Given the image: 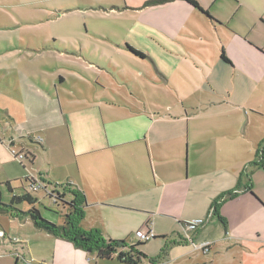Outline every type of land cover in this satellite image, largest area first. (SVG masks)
Segmentation results:
<instances>
[{
	"label": "crops",
	"instance_id": "0c3cea01",
	"mask_svg": "<svg viewBox=\"0 0 264 264\" xmlns=\"http://www.w3.org/2000/svg\"><path fill=\"white\" fill-rule=\"evenodd\" d=\"M195 1L202 11L185 0L138 9L135 38L109 44L119 60L88 49L85 60L61 43L44 49L59 66L47 59L39 75L25 63L1 74L0 147L31 155L6 182L71 183L84 229L129 244L151 231L168 247L159 264H264V0ZM235 192L215 216L216 201ZM200 220L188 234L207 253L185 239ZM9 226L19 237L0 229V264H121L90 259L24 215ZM33 234L52 248L34 249Z\"/></svg>",
	"mask_w": 264,
	"mask_h": 264
},
{
	"label": "rangeland",
	"instance_id": "374dc122",
	"mask_svg": "<svg viewBox=\"0 0 264 264\" xmlns=\"http://www.w3.org/2000/svg\"><path fill=\"white\" fill-rule=\"evenodd\" d=\"M157 5L159 4H153V0H0V75L8 72L10 66L19 67L21 63L26 64V69L31 67L37 70L39 75L42 70L44 71L47 59L50 60V66H59L58 64H62L61 61L55 62L51 59V56H57V53L44 51V49L54 47L56 49L54 51L59 52L58 50L64 49V45L61 43L68 45V54L76 53L85 60H90L93 57L86 52L87 49L94 50L97 58L104 53L107 57L119 60V56L113 53L114 51L110 48L112 46L109 44L126 41L127 37H132L133 40L136 32L132 34L131 30L137 23L138 9ZM145 19L152 24L157 20V15L149 11L146 13ZM160 19L163 20L164 16H160ZM54 41L56 42L54 43ZM78 56L68 55L65 56V59L75 62ZM16 60H20V62H16ZM1 82L0 80V85ZM1 90L7 93L3 89ZM12 149L25 151L15 148L11 143H5L4 148L0 147L2 207L10 205L15 195L30 193L40 199L37 208L45 219L62 224L68 213V207L63 202L60 203L59 200L55 203L51 198H48L45 189L32 192L27 181H24L25 187L19 182L12 185L13 190L10 189L6 182L7 175L17 173L18 167L22 170L23 165L27 169L30 168L31 163L29 159H25L21 164L12 154ZM12 160L17 163H12ZM53 188H50L51 192ZM67 200L69 202L70 199L67 198ZM27 206V203L15 204V208L21 211L25 210ZM11 217H13L11 211L0 212V229L10 235L6 240L15 241L19 236L16 227L9 226ZM22 234L29 236L32 235V232L25 229L22 230ZM33 235L34 249L39 248L40 245L43 248H52L49 242L41 240L40 236L44 233ZM159 240H151L141 248L148 256L143 260V264H151V260L161 253L163 248ZM87 254H90L87 255L90 259L93 258L94 253ZM233 260L231 256L224 258L223 264H229ZM239 261L235 260L233 263L240 264Z\"/></svg>",
	"mask_w": 264,
	"mask_h": 264
},
{
	"label": "trees",
	"instance_id": "16d2710c",
	"mask_svg": "<svg viewBox=\"0 0 264 264\" xmlns=\"http://www.w3.org/2000/svg\"><path fill=\"white\" fill-rule=\"evenodd\" d=\"M169 1L174 0H153V4H163ZM192 4L199 10H203L200 4L195 0H185ZM130 51H132L135 55L145 58V55L131 47H129ZM225 60L227 58L223 56ZM0 143H3V140L0 138ZM27 181L29 186V178ZM10 187L9 182L7 183ZM47 185V184H46ZM71 183L66 184H57L56 187L51 190L46 186L47 197L51 198L55 203L59 200L60 203L63 202L68 207V213L65 215V220L62 224L53 223L43 217L40 210L36 207L39 203L38 198H34L30 193L25 195L13 197V200L10 205H4L2 207L1 203V191H0V212L1 211H11L12 215L21 216L24 215L29 217L31 221L34 223L35 227L50 233L51 235L66 240L72 243L76 248H79L87 253H94L97 255L99 260H112L116 258L121 264H143V260L147 259L148 256L142 251V247L146 243L137 242L134 244H129L125 240H112L106 239L103 233L99 229H90L86 230L82 226V222L85 219L84 213V201H82L80 194L71 188ZM53 187V186H52ZM11 189V188H10ZM62 191V192H61ZM50 192V194H48ZM237 193H227L221 196L216 203L214 204L213 210L214 215L218 216L217 207L223 204L224 202L234 198ZM67 196H72L71 201H65ZM23 204L27 203L30 206L28 211H21L15 208V204ZM9 209V210H8ZM221 219V218H220ZM221 221H223L221 219ZM206 223L200 226L202 227ZM225 224V223H224ZM187 225V224H186ZM199 227V228H200ZM198 228V229H199ZM197 229V230H198ZM166 239V237H163ZM155 239H157L155 237ZM177 242H172V244H176ZM168 247L165 246L161 253L153 260H151V264H159L161 260L167 255Z\"/></svg>",
	"mask_w": 264,
	"mask_h": 264
},
{
	"label": "built area",
	"instance_id": "2783aa9c",
	"mask_svg": "<svg viewBox=\"0 0 264 264\" xmlns=\"http://www.w3.org/2000/svg\"><path fill=\"white\" fill-rule=\"evenodd\" d=\"M39 141H41V140L39 139ZM12 154L21 163H24L23 161L25 159H29V160L31 159L30 153H28L26 151H17L15 149H12ZM29 182H30V190L32 192H38L41 189H46L45 183L39 179H36V178L30 176ZM48 194H50V192H48ZM203 223H204V220H200V221H195V222H191V223L187 224L185 227L186 232H187V236L185 239L189 244L193 245L194 248L202 249V251L204 253H207L209 246H206V245L200 246V247L196 246V244L193 242V238L190 236V234H188V232L191 230L192 231L197 230ZM4 237H5V235L3 233H0V242H1V239ZM136 238L139 240V242L147 243V242H150L151 240H154L155 235L151 231L140 230V231L136 232ZM15 243H18V242H15ZM16 257L18 259L25 260L24 256H21L19 254H16ZM33 262H34L33 259L29 260V263H33Z\"/></svg>",
	"mask_w": 264,
	"mask_h": 264
}]
</instances>
